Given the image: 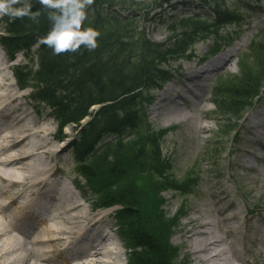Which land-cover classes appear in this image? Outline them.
<instances>
[{"label": "rangeland", "instance_id": "374dc122", "mask_svg": "<svg viewBox=\"0 0 264 264\" xmlns=\"http://www.w3.org/2000/svg\"><path fill=\"white\" fill-rule=\"evenodd\" d=\"M217 4L225 10L236 12L242 20L218 27L216 25L210 31L197 32L194 49L187 54H170L168 63L163 64V68L171 71L169 81L163 84L162 89L152 91L155 96L161 89L155 96V103L153 101L151 104H146L145 109L141 107L142 114L145 115L146 111L148 121L155 131L161 156L159 161L153 160L151 155H146V158L138 157L158 167L155 166L156 169L148 171L145 167H136L132 161L128 162L125 158L122 165L129 168L130 176L121 177L117 168L116 172L111 173L113 167L110 166L119 163L113 158L107 169L102 167L99 171V188L102 191L112 189L114 193L112 197L115 200L122 198L137 201L139 198L145 201L148 210L161 203L160 208L165 211L167 217L175 219L176 226L172 235H169L168 229L158 226L159 236L161 239H169L171 246L176 249L179 262L197 264L193 260L195 255L188 242V232L193 227L191 220L195 218L202 221L210 214L207 217L214 220L217 236L225 237L223 230H226L229 236L226 242H232L238 254L246 262L264 264V149L257 144L259 140L264 141V136H261L259 130L254 133L247 130L249 117L257 107H264V90L260 92L251 107L243 108L240 113L233 109H224L225 102L231 100L230 96L233 94L229 90L226 92L227 86L232 85V80L241 77V61L253 67L256 62L253 55L256 56L257 52L250 51V47L253 43L264 45V0H135L133 4L115 0L114 9L122 15H136L134 17L139 20L140 28L146 30L149 39L164 45L170 39L178 38L186 30L189 36H192L195 26H185L187 29L182 31L183 27L180 26L182 24L178 21L188 18L189 15L201 14L206 20L212 19L210 21L212 25L216 24L218 21L214 20L212 12ZM184 5L188 7L183 9ZM4 31H7V24L3 22V17H0V34ZM244 38H247L246 42L240 45ZM226 39L229 40V45L224 46L227 44ZM36 49L37 47H34L28 53H20L17 60L11 62L5 49L0 45V61L6 69L3 75H0V81L4 87L21 96V100L15 105L21 109L24 116L29 115L25 124L35 123L51 131L45 139L49 144L48 150L53 154H40L35 160L36 165L49 168L58 182H66L72 189L74 199L82 205L91 218L104 215L102 226L106 228L107 225H111L109 235L114 239L113 248L120 250L124 257L122 264H127L130 250L126 248L123 234L115 226L118 222L116 212L120 205L109 209H94L101 198V194L98 193L99 188L91 186L85 176H79V165L74 159L72 145H68L69 140L78 135L81 126L66 127L63 135L70 138L60 142L62 135L50 108L37 101L32 89L21 90L15 82L13 70L16 64L24 67L25 71L37 69V59L33 57ZM220 52L221 54L236 52V56L229 69L224 71L223 68H219L210 73L212 77L208 80V84L199 92V96L205 95L209 100L207 104H202V108L205 106L208 110L207 115H204L202 110H197L193 116L191 103L185 104L187 100L181 98L184 90L180 81L185 82V77L204 63V60L201 62L202 58L207 59L208 56L217 53L221 55ZM27 84L32 85V81L28 80ZM236 84L240 86V82ZM168 88L169 91L165 95V89ZM146 94L149 96L150 92ZM165 97L173 98L177 103L162 101ZM186 97L195 98L190 94H186ZM155 105L159 106L158 112L152 109ZM178 105L189 108L191 115L186 121H177L172 115H166ZM97 109L98 107H95L94 111ZM89 120L90 118H86L82 126ZM196 120L208 130L203 128L199 131L195 124ZM39 139V137L31 138V143H38ZM113 139L114 136L105 137L97 146V149L100 148L98 154L105 145L112 144ZM124 140L128 142L130 137ZM150 142L154 141L150 140ZM149 150L151 151V148ZM242 150L252 151L261 156V159L253 160L247 154H240ZM135 151L136 149L132 148L129 154ZM144 169L149 173L140 174L139 171ZM161 173L165 176L163 179ZM75 182L80 184L81 191L75 187ZM152 183L160 184L162 191L160 195H153L150 204L148 197L152 196L154 187ZM126 184L128 187L124 189L122 185ZM120 186H122L121 190ZM146 192H148L146 197L141 196ZM215 201L218 209L224 211V216L230 219L223 230L219 214L214 207ZM1 202H4V199ZM233 217L235 218L231 219ZM120 226L122 227L121 224ZM128 228L125 223V230Z\"/></svg>", "mask_w": 264, "mask_h": 264}, {"label": "trees", "instance_id": "16d2710c", "mask_svg": "<svg viewBox=\"0 0 264 264\" xmlns=\"http://www.w3.org/2000/svg\"><path fill=\"white\" fill-rule=\"evenodd\" d=\"M122 1L133 4L135 0ZM32 3L34 10H41L38 22L29 17L10 20L5 16L7 31L5 36H1V44L12 60L19 53L30 52L37 47L33 56L37 59V69L25 71L24 67L17 66L14 69L16 82L22 89L32 88L37 101L51 109L62 135L61 141L69 138L63 135L66 127L81 126L72 144L73 155L79 165L78 173L85 176L94 188H99V171L102 167L107 169L113 158L119 163L110 166L113 167L111 173L116 172L117 168L121 177L130 176L129 168L122 165L125 158L136 167H145L148 171L158 167L138 156L146 158V155H151L153 160H160L158 139L146 111L143 115L141 107L145 109L146 104H151L155 99L152 91L162 88L169 80L171 71L163 68V64L168 63L170 54H187L194 49L195 33L242 20L236 12L225 10L217 4L212 12L214 20L218 21L216 24L212 25V19L206 20L201 14L189 15L178 21L182 24V31L187 29L185 26H195L192 36L186 30L163 45L149 39L146 30L140 28L139 20L134 17L136 15H122L116 11L115 0H94L89 6L86 24L101 33L97 37L98 46L89 50L82 45L76 52L55 54L46 44L39 42L51 28L47 10L39 0H32ZM226 43L224 46L229 45L228 39ZM254 50L257 52L256 56L253 55L256 61L254 66L242 60L241 77L227 86L226 92L229 90L233 94L231 100L225 102L224 109L240 113L243 108L251 107L264 90V45L253 43L250 51ZM28 80L32 81V85L27 84ZM237 82H240V86ZM147 92H150L149 96ZM95 107H98L96 111ZM86 118L90 120L82 126ZM107 136H114L112 144L105 145L98 154L100 148L97 149V146ZM127 137H130V141L124 142ZM150 140L154 142L149 143ZM132 148L136 151L130 155ZM147 170L139 172L145 175L149 173ZM164 177L162 174L161 178ZM127 184L122 185L124 189L128 187ZM152 185V196L148 197L150 204L153 195H160L162 191L160 184ZM98 193L101 194L98 202L100 208L122 206L116 212V219L130 250L128 264H185L178 261L176 249L169 239L159 236V227L168 229L169 235H172L176 226L175 219L167 217L160 208L161 203L148 210L145 201L139 198L137 201L115 200L112 189L102 191L99 188ZM147 194L141 196L146 197ZM125 223L129 226L126 230Z\"/></svg>", "mask_w": 264, "mask_h": 264}, {"label": "bare ground", "instance_id": "6f19581e", "mask_svg": "<svg viewBox=\"0 0 264 264\" xmlns=\"http://www.w3.org/2000/svg\"><path fill=\"white\" fill-rule=\"evenodd\" d=\"M246 40L244 38L240 45ZM235 54L236 52L218 55L212 67L223 68L224 71L229 69ZM5 70L0 61V75ZM198 75L199 72L194 70L185 77V82L180 81L186 94L199 89ZM168 91L169 88L165 89L164 94ZM19 100L21 96L4 87L0 81V112L7 109L5 105L10 106ZM208 101L205 95H201L188 102L191 103L193 116L197 110H202L207 115L208 110L205 106L202 108V104L205 105ZM174 108L166 115H172L177 121H186L191 115L187 107L178 105ZM152 109L158 112L159 106L155 105ZM5 114L11 116L13 122L3 128L0 123V198L6 200L4 203L0 201V264H10L8 262L11 261L19 262L17 264H122L124 257L118 248H113V237L101 235L99 232L94 235L95 242L98 243L96 247L77 252L71 257L60 254L65 243L79 241L84 237L83 231L87 226L103 223L104 218L102 214L91 218L74 199L72 190L63 182L57 185L63 204H53V213L41 220L38 218V224L30 231L22 226L34 216L32 211L37 206L32 201L41 195L42 190L54 178V173L49 168H41L35 163L40 154H53L48 150L49 144L45 139L51 131L35 123L25 124L29 115L24 116L18 107L14 110L7 109ZM195 124L199 131L203 128L208 130L200 121L196 120ZM247 130L250 133L259 130L261 136H264V110L249 117ZM34 137L40 138L38 143H31V138ZM257 144L264 149V141L259 140ZM240 154H247L253 160L261 159V156L248 150H242ZM214 207L223 230L230 219L224 216V211L218 209L216 201ZM207 216L202 221L195 218L191 220L193 227L188 232V242L195 255L193 260L197 264H250L238 254L232 242H226L229 240L226 230H223L225 237L216 235L214 220Z\"/></svg>", "mask_w": 264, "mask_h": 264}, {"label": "clouds", "instance_id": "9594fccd", "mask_svg": "<svg viewBox=\"0 0 264 264\" xmlns=\"http://www.w3.org/2000/svg\"><path fill=\"white\" fill-rule=\"evenodd\" d=\"M94 0H39L47 10L51 22L48 33L40 38L55 54L76 52L83 45L89 50L98 46V29L86 24L89 6ZM41 10L33 9L32 0H0V17L7 16L10 20L17 17H29L38 22Z\"/></svg>", "mask_w": 264, "mask_h": 264}]
</instances>
